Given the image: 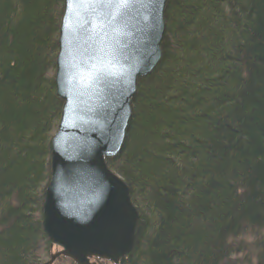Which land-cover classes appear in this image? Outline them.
I'll use <instances>...</instances> for the list:
<instances>
[{
    "label": "trees",
    "instance_id": "1",
    "mask_svg": "<svg viewBox=\"0 0 264 264\" xmlns=\"http://www.w3.org/2000/svg\"><path fill=\"white\" fill-rule=\"evenodd\" d=\"M63 5L0 0V264L53 253L42 206ZM164 17L161 59L106 159L139 215L121 264H264V0H167ZM249 231L251 257L235 243Z\"/></svg>",
    "mask_w": 264,
    "mask_h": 264
},
{
    "label": "water",
    "instance_id": "2",
    "mask_svg": "<svg viewBox=\"0 0 264 264\" xmlns=\"http://www.w3.org/2000/svg\"><path fill=\"white\" fill-rule=\"evenodd\" d=\"M167 0H64L54 82L62 101L50 142L42 228L76 264L118 263L134 245L138 212L106 159L122 149L139 80L161 59Z\"/></svg>",
    "mask_w": 264,
    "mask_h": 264
},
{
    "label": "rangeland",
    "instance_id": "3",
    "mask_svg": "<svg viewBox=\"0 0 264 264\" xmlns=\"http://www.w3.org/2000/svg\"><path fill=\"white\" fill-rule=\"evenodd\" d=\"M55 74V73H54ZM248 234V235H247ZM246 235L242 236V238L236 239L235 243L241 241V250L246 254L252 256V254L255 256L256 254V248L254 245V239L257 238L255 231H249ZM246 236V237H245ZM57 250L53 248V251ZM48 260V257L43 260V263ZM63 262V261H62ZM64 264V263H60Z\"/></svg>",
    "mask_w": 264,
    "mask_h": 264
},
{
    "label": "flooded vegetation",
    "instance_id": "4",
    "mask_svg": "<svg viewBox=\"0 0 264 264\" xmlns=\"http://www.w3.org/2000/svg\"><path fill=\"white\" fill-rule=\"evenodd\" d=\"M49 258H48V260L46 262L49 261ZM46 262H44V263H46ZM89 262H90V264H113V263H111L109 261H106V260H103V259H100V258H96V257L91 258ZM60 263H64V264H74L72 262V260H70L68 258H65V257H62V256L56 258L54 260V262H52V264H60ZM119 264H121V261L119 262Z\"/></svg>",
    "mask_w": 264,
    "mask_h": 264
},
{
    "label": "snow or ice",
    "instance_id": "5",
    "mask_svg": "<svg viewBox=\"0 0 264 264\" xmlns=\"http://www.w3.org/2000/svg\"><path fill=\"white\" fill-rule=\"evenodd\" d=\"M80 2H85V0H80ZM87 2H99V3H127V0H87Z\"/></svg>",
    "mask_w": 264,
    "mask_h": 264
},
{
    "label": "bare ground",
    "instance_id": "6",
    "mask_svg": "<svg viewBox=\"0 0 264 264\" xmlns=\"http://www.w3.org/2000/svg\"><path fill=\"white\" fill-rule=\"evenodd\" d=\"M62 17V16H61ZM122 260V259H121Z\"/></svg>",
    "mask_w": 264,
    "mask_h": 264
}]
</instances>
